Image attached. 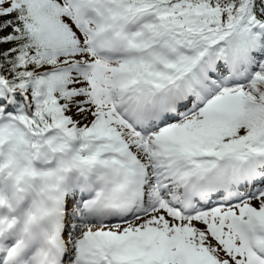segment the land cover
Masks as SVG:
<instances>
[{"label": "snow or ice", "instance_id": "snow-or-ice-1", "mask_svg": "<svg viewBox=\"0 0 264 264\" xmlns=\"http://www.w3.org/2000/svg\"><path fill=\"white\" fill-rule=\"evenodd\" d=\"M0 264H264V0H0Z\"/></svg>", "mask_w": 264, "mask_h": 264}]
</instances>
